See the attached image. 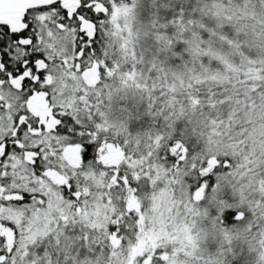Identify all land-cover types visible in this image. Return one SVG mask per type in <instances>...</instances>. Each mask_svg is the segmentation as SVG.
I'll return each instance as SVG.
<instances>
[{
    "label": "snow or ice",
    "instance_id": "obj_1",
    "mask_svg": "<svg viewBox=\"0 0 264 264\" xmlns=\"http://www.w3.org/2000/svg\"><path fill=\"white\" fill-rule=\"evenodd\" d=\"M0 264H264V0H0Z\"/></svg>",
    "mask_w": 264,
    "mask_h": 264
}]
</instances>
